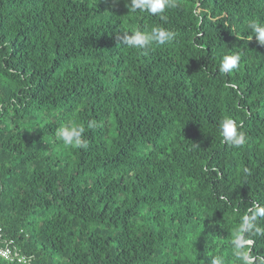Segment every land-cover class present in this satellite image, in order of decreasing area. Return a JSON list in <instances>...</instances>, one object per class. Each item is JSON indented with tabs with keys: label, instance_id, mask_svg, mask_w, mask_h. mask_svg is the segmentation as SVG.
Returning a JSON list of instances; mask_svg holds the SVG:
<instances>
[{
	"label": "trees",
	"instance_id": "obj_1",
	"mask_svg": "<svg viewBox=\"0 0 264 264\" xmlns=\"http://www.w3.org/2000/svg\"><path fill=\"white\" fill-rule=\"evenodd\" d=\"M176 4L0 0V248L25 259L0 264H242L232 241L264 207V0ZM156 26L175 39L124 43ZM64 124L87 148L63 144ZM246 238L264 264V235Z\"/></svg>",
	"mask_w": 264,
	"mask_h": 264
},
{
	"label": "clouds",
	"instance_id": "obj_2",
	"mask_svg": "<svg viewBox=\"0 0 264 264\" xmlns=\"http://www.w3.org/2000/svg\"><path fill=\"white\" fill-rule=\"evenodd\" d=\"M134 10L141 9L148 11L150 14H163L166 9L177 7L176 0H133ZM252 32L260 45H264V24L252 22L250 25ZM175 32L156 26L150 32L136 30L134 33L126 36L124 43L137 48L146 49L151 44L156 43L163 45L175 39ZM252 39V37H251ZM250 39V40H251ZM249 40V41H250ZM241 61V54L234 53L225 56L221 62L220 70L224 73L238 69ZM89 129L97 127L95 121L87 124ZM221 135L226 143L233 147H242L247 142V136L244 132L239 131V125L232 118H224L219 124ZM85 127L83 125L64 124L57 129V136L65 146L78 149L87 148L88 142L84 137ZM250 215L242 218L237 234L232 241L235 255L242 261V264H253L254 258L251 256L250 246L253 241L246 238V234L264 235V228L259 226L257 221L264 218V207L249 209ZM211 264H224L222 257H214Z\"/></svg>",
	"mask_w": 264,
	"mask_h": 264
},
{
	"label": "built area",
	"instance_id": "obj_3",
	"mask_svg": "<svg viewBox=\"0 0 264 264\" xmlns=\"http://www.w3.org/2000/svg\"><path fill=\"white\" fill-rule=\"evenodd\" d=\"M0 256H2L4 259L8 260H16V262H24L25 259L22 255H19L16 251H12L8 245L5 247L0 248Z\"/></svg>",
	"mask_w": 264,
	"mask_h": 264
}]
</instances>
